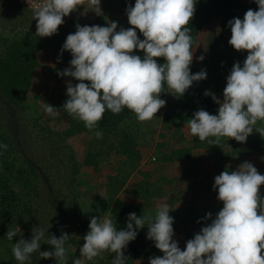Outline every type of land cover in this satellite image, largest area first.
<instances>
[{
    "label": "clouds",
    "instance_id": "1",
    "mask_svg": "<svg viewBox=\"0 0 264 264\" xmlns=\"http://www.w3.org/2000/svg\"><path fill=\"white\" fill-rule=\"evenodd\" d=\"M257 10L248 9L243 19L228 21L231 38L228 44L237 52H247L243 65L233 64L226 77L223 98L205 91L218 105L217 113L203 108L186 120L190 135L211 145H219L222 137L245 143L254 132L264 136V0H253ZM197 0H135L126 15L130 27L118 29V22L106 26L75 25L61 49L70 52L69 67L58 71L61 77H71L77 83H67V99L60 108L46 102L43 110L48 116L59 115L63 109L69 116L83 122L89 131L97 128L106 111L119 114L131 111L140 122L152 120L166 106L163 93L180 98L193 86L207 78L206 70L193 74V37L189 23L194 17ZM101 0H41L34 6L35 35L41 38L57 34L64 18L84 6L97 16L103 15ZM143 36L140 38L138 32ZM143 52V56L135 52ZM163 59V63L158 62ZM203 61L204 56L197 58ZM97 139L103 133L94 131ZM214 139H209V138ZM7 148V145H0ZM264 160V157H261ZM264 175L253 163L245 161L235 170L225 169L215 176L213 189L223 207L212 218L206 213L205 223L182 250L174 239L173 209L161 202L155 216L138 217L129 213L125 229H117L109 215L93 216L83 236L80 258L73 264H88L105 252L115 254L112 264H126L124 250L137 237L138 230L147 227L146 238L162 255L149 258V264H264ZM201 223V221H197ZM16 227L6 233L9 241L18 236ZM67 232L59 238L45 237V230L32 229L30 239L21 238L12 246L18 264H26L39 251L41 259L54 258L56 264H67ZM52 250L41 251V241Z\"/></svg>",
    "mask_w": 264,
    "mask_h": 264
},
{
    "label": "rangeland",
    "instance_id": "2",
    "mask_svg": "<svg viewBox=\"0 0 264 264\" xmlns=\"http://www.w3.org/2000/svg\"><path fill=\"white\" fill-rule=\"evenodd\" d=\"M40 2L41 0H0V43L11 37H19L25 32L36 36L33 12L34 6ZM134 3L135 0H101L100 7L103 13L101 16L92 11L81 15L85 9L84 6H80L77 11L64 18L65 22L59 27L57 34L45 38L37 36L39 47L35 49V54L41 66L37 68L30 92L23 96L21 105L16 107L15 116H10L5 104L0 100V120L3 128L13 132L21 153L37 166L40 175L45 171L48 177L46 182L39 180L37 195H29L26 199L25 205L29 207L26 211V214H29L28 219L7 226L1 223L0 264H18L12 254V246L21 236L30 239L34 226L43 228L45 237L48 233L56 235L59 231L60 213L64 231L70 235V240L68 239L65 245L67 264H73L75 259L80 258L82 232L85 226L89 225L91 217H103L107 214L114 220L105 203L95 204V201L98 198L103 201L110 197L114 198L123 189L126 191L134 189L144 195L141 216L150 214L154 217L156 206L161 202H166L173 209L169 214L174 218V239L179 242L180 247L186 245V241L193 238L205 223L211 222L203 221L206 213L211 212L212 218H215L223 207L222 202L217 200V191L213 189L214 178L219 174L208 164L204 147L197 146L191 150L189 163L196 168L195 171L177 161L165 162L160 146L151 148L141 160L112 151L100 154L101 159L98 160L100 167L93 171L89 167H83L80 160H77V156L82 157L84 154L89 156L88 152H85L87 149L81 154L78 151L90 147L92 131L71 136L57 135L56 130L62 128L61 123H56L52 118H45L46 113L42 114V102L51 105L52 101L58 102L62 91L65 93L67 91L66 81L75 84L73 78L57 74L58 71L68 68L72 59L68 51L61 55V49L67 35L75 32V25L78 23L81 26H106L107 22L116 21L117 30L120 27L128 28L130 25L126 8L129 4L134 6ZM138 35L143 39L139 32ZM135 54L143 56V52L140 51ZM222 82L226 83V80ZM216 83L219 85L221 82ZM53 106L60 108L57 103ZM5 120L8 123L6 126ZM263 124L264 121H258L255 127L263 128ZM181 132L186 139L191 137L188 128ZM163 134L164 128L160 123L155 137L157 142L161 141ZM256 135L257 132L254 131L248 138H254ZM98 142L99 140H96L92 145L95 146ZM231 142L233 149L230 146ZM229 146L231 148L227 149ZM223 147L225 152L233 150L225 169L235 170L241 163L249 161L260 174L264 175V160L261 159L264 157V145L253 148L234 139L228 140L226 137ZM174 179H181L177 190L172 189L165 195L156 194L158 191L156 187L161 188ZM146 187L150 188L148 192L144 189ZM129 194L131 195V192ZM261 194L264 195V186H261ZM198 220L201 223H198ZM16 227L21 233L9 241L5 235L9 229ZM56 236L59 238L60 235ZM44 243L42 240L41 251L52 250L50 245ZM106 254L107 252L103 253L88 264H112L107 261ZM26 264H56V261L54 258L41 259L37 251ZM142 264H149V259Z\"/></svg>",
    "mask_w": 264,
    "mask_h": 264
},
{
    "label": "trees",
    "instance_id": "3",
    "mask_svg": "<svg viewBox=\"0 0 264 264\" xmlns=\"http://www.w3.org/2000/svg\"><path fill=\"white\" fill-rule=\"evenodd\" d=\"M252 5L250 0H197L194 17L188 25L193 37L194 56L191 65L193 74L202 69L205 70L203 43L205 33L216 27L226 26L229 20L244 14ZM38 39L37 36L25 32L19 37H11L0 43V100L5 104V109L10 116L16 115V107L21 105L20 101L23 96L30 92L37 68L41 66L35 54V49L39 47ZM201 55L204 56L203 61L197 59ZM158 62L163 63L164 61L161 58ZM222 81V79L221 81L215 80L207 74L205 80L194 82L183 97L177 98L163 93L161 99L166 100V106L160 109L157 117L149 121H138L128 109H124L119 114L106 111L94 131L98 130L116 136V141H112L107 154L112 151L128 158L141 160L151 148L160 146L165 162L177 161L194 171L196 168L189 163L191 150L197 146L204 147L208 164L213 171L220 174L228 167V159L233 153V150L225 152L223 149L226 137L221 138L219 145H211L207 140L200 141L198 137L192 135L186 139L181 130L187 129L186 120L201 108L211 114L217 113L218 105L213 102L211 96H205V91L214 93L217 98L222 99L223 89L226 86V83ZM216 82L221 83L218 85ZM67 98L66 93L62 91L59 97L60 101L51 103H57L61 107ZM43 113H45L44 110ZM45 118H52L56 123H61L62 128L56 130L57 135L71 136L75 133L88 131L83 122L69 116L63 109H60L59 115L52 117L46 114ZM6 121L5 126L8 124ZM160 123L163 125L164 134L161 141L157 142L155 137ZM94 131H92V142L99 140L94 135ZM209 139L214 138L210 137ZM263 141L264 136L257 132L254 138H247L243 144L254 148L264 145ZM5 144L7 145L6 149L0 148V226L1 223H5L7 226L16 221L28 219L29 214H26V211L29 207L25 205L26 199L29 195H37L39 180L46 182L48 178L45 171H42V175H40L41 172L39 173L37 166L21 153L15 135L8 128L4 129L0 120V145ZM230 146L233 149V142L230 143ZM230 146L227 149L231 148ZM88 148H82L78 152L80 154L88 152L89 156L85 154L82 157L77 156V160H80L83 167L97 171L100 167V154L93 158L90 156V148ZM85 149L87 151L83 152ZM180 183L181 179H174L170 184L167 183L161 188L158 186L155 188L158 190L156 194L165 195L172 189L177 190ZM144 189L148 192L150 188ZM128 191L131 192V195ZM128 191L123 189L114 198L110 197L104 201L98 198L95 201V204L105 203V207L109 208L114 216V221H116L117 229L126 228L129 213L135 212L138 217L142 214L144 195L134 189ZM53 200L55 201V198ZM61 216L60 213L59 231L56 233L58 236L64 231ZM87 231L88 225L85 226L82 237ZM146 234L147 227L145 226L138 230L136 239L128 244L124 250V255L129 258L126 264H142L150 257L162 255L155 248L154 243L146 238ZM180 248L183 250L185 245ZM106 257L107 261L112 263L115 254L107 252Z\"/></svg>",
    "mask_w": 264,
    "mask_h": 264
},
{
    "label": "crops",
    "instance_id": "4",
    "mask_svg": "<svg viewBox=\"0 0 264 264\" xmlns=\"http://www.w3.org/2000/svg\"><path fill=\"white\" fill-rule=\"evenodd\" d=\"M252 2L250 7L253 10H257V5ZM245 14V13H244ZM244 14L237 16L243 19ZM231 38V30L228 24L223 27H216L204 35V51H205V70L207 74L215 80H225L229 75L233 64L237 61L243 65V61L247 56V52H237L229 44L228 41ZM103 136L100 141L93 146L90 143V156L95 158L98 154H107V151L111 147L112 141H116V136L110 133L102 132Z\"/></svg>",
    "mask_w": 264,
    "mask_h": 264
}]
</instances>
